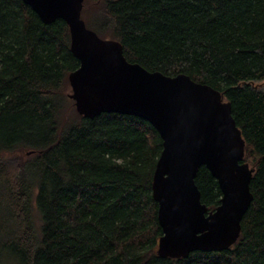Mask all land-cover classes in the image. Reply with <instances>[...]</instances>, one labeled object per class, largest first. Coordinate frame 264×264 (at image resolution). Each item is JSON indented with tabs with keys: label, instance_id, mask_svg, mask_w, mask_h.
Listing matches in <instances>:
<instances>
[{
	"label": "trees",
	"instance_id": "obj_1",
	"mask_svg": "<svg viewBox=\"0 0 264 264\" xmlns=\"http://www.w3.org/2000/svg\"><path fill=\"white\" fill-rule=\"evenodd\" d=\"M81 16L128 61L218 89L245 140L253 194L227 248L157 253L151 192L162 139L147 120L79 114L70 31L23 0H0V259L20 264H264V0H83ZM30 152V153H28ZM200 199L221 192L201 165Z\"/></svg>",
	"mask_w": 264,
	"mask_h": 264
},
{
	"label": "water",
	"instance_id": "obj_2",
	"mask_svg": "<svg viewBox=\"0 0 264 264\" xmlns=\"http://www.w3.org/2000/svg\"><path fill=\"white\" fill-rule=\"evenodd\" d=\"M49 23L63 19L70 50L79 61L70 71L76 111L87 118L118 112L149 121L162 139L151 179L162 233L157 253L186 257L191 251L229 247L253 194V166L243 160L245 140L218 89L186 73L165 74L126 59L122 44L98 35L81 16L83 0H23ZM30 153V152H28ZM204 165L221 196L214 209L200 199L195 176Z\"/></svg>",
	"mask_w": 264,
	"mask_h": 264
},
{
	"label": "rangeland",
	"instance_id": "obj_3",
	"mask_svg": "<svg viewBox=\"0 0 264 264\" xmlns=\"http://www.w3.org/2000/svg\"><path fill=\"white\" fill-rule=\"evenodd\" d=\"M258 84L261 88H264V80L260 81ZM0 264H20V262L15 256L5 253L0 259Z\"/></svg>",
	"mask_w": 264,
	"mask_h": 264
}]
</instances>
